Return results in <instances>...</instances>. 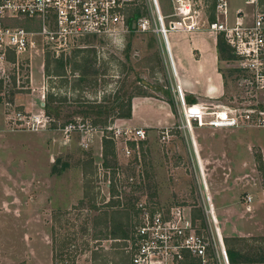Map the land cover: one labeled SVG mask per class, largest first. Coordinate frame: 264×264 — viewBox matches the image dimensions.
I'll return each instance as SVG.
<instances>
[{
	"label": "rangeland",
	"instance_id": "rangeland-1",
	"mask_svg": "<svg viewBox=\"0 0 264 264\" xmlns=\"http://www.w3.org/2000/svg\"><path fill=\"white\" fill-rule=\"evenodd\" d=\"M158 3L162 13L174 10L171 0ZM228 4V22L237 10L244 12L246 21L253 11L264 12V0L256 5L252 0ZM193 7L198 35H209L216 44L222 41L220 52L216 46L225 85L220 104L264 108V91L250 87L222 34L215 35L207 26L215 19L213 0H194ZM146 14L145 0H135L126 9L127 18ZM169 54L159 35L130 31L79 41L62 56L66 76L52 70L54 57L40 48L9 60L0 77V264H121L125 257L130 263L128 239L137 205L186 206L202 227L204 193L210 197L227 252L241 255L235 264H264L263 225L259 230L252 218L247 227L248 216L255 209L264 210L260 147L245 145V154L243 145L232 146L230 165L195 166L179 132L170 141L158 130L136 141L125 131L147 133L145 128L116 123L118 109H109L117 96L122 101L128 96L169 98L164 93L168 89L174 99ZM74 63L82 66L74 69ZM80 77L85 81L79 83ZM49 94L54 96L52 104L59 105L58 114L50 117L44 112ZM91 102L107 106V111L80 112ZM174 106L179 119V106ZM36 116L42 120L34 124ZM97 119L106 123L93 124ZM78 121L94 130H72L67 137L65 125ZM256 131L264 133L262 128ZM105 137L112 145L103 147ZM238 158L246 161L238 165ZM248 195L252 202H246ZM119 221L125 224L127 238L112 235ZM61 252L71 254L60 257ZM207 264L214 262L209 259Z\"/></svg>",
	"mask_w": 264,
	"mask_h": 264
},
{
	"label": "built area",
	"instance_id": "built-area-1",
	"mask_svg": "<svg viewBox=\"0 0 264 264\" xmlns=\"http://www.w3.org/2000/svg\"><path fill=\"white\" fill-rule=\"evenodd\" d=\"M134 1L0 0V77L12 57L17 59V55L36 48L60 58L69 55L79 41L108 39L137 31L159 35L170 53L169 31L198 28L196 16L191 14L196 12L192 9L194 0H171L174 10L170 13H162L158 0H145L147 14L132 21L134 28L129 27L126 9ZM252 1L257 4V0ZM228 3L229 0H213L215 19L208 21L207 26L215 35L222 34L234 54L237 68L247 75L250 87L264 91V12L253 11L251 20L246 21L244 12L237 10L234 19L228 22ZM173 95L180 110L177 128L181 130L190 132L193 122L197 126L264 128V108L230 107L212 101L188 103L178 84L173 87ZM42 117L36 116L33 123ZM72 130L87 133L94 127L81 121L65 125L67 137ZM120 132L124 131L118 129L117 133ZM125 132L136 141L146 138L143 129ZM167 135L165 131L161 138ZM125 151L131 150L125 148ZM204 195L202 227L194 222L186 206L137 205L128 239L130 263L207 264L212 259L214 264H230L210 197ZM250 200L248 195L246 202Z\"/></svg>",
	"mask_w": 264,
	"mask_h": 264
},
{
	"label": "crops",
	"instance_id": "crops-1",
	"mask_svg": "<svg viewBox=\"0 0 264 264\" xmlns=\"http://www.w3.org/2000/svg\"><path fill=\"white\" fill-rule=\"evenodd\" d=\"M198 34L197 30L183 32L171 30L167 33V45L174 67L172 75H170L171 84L180 85L188 103L204 101L220 103L225 85L219 66L216 42L214 38L210 40L209 35L205 37ZM173 103L178 107L175 97ZM177 121L179 124L175 106L174 108L171 107L167 98L160 95L133 97L131 100V116L116 119V123L119 122L123 126L130 125L145 128L148 136L157 130L162 136L163 132L167 131V141L182 135L191 155V162L195 166L204 167L208 162H213L216 165L222 164L223 166L230 165L233 159L232 146H239L240 144L243 147L246 145L247 148L251 145L260 147L264 166V133L260 135L256 131V127L197 126L193 122L192 129L189 132L174 126ZM241 130L244 132H241ZM177 132H179L178 135ZM234 132L239 133V136L234 135ZM243 151L245 154L247 153L246 147ZM238 159L236 160L239 162L238 165L246 161ZM250 197L249 202H252V196ZM260 198L264 202V187L260 191ZM251 219L255 221L254 226L256 228L259 227V230L264 229L263 208L261 210L255 209L252 216H248L247 227H250L248 225L251 224ZM260 224L263 225L262 228ZM241 231H248V229L244 230L242 228ZM249 234V232H246V235Z\"/></svg>",
	"mask_w": 264,
	"mask_h": 264
},
{
	"label": "trees",
	"instance_id": "trees-1",
	"mask_svg": "<svg viewBox=\"0 0 264 264\" xmlns=\"http://www.w3.org/2000/svg\"><path fill=\"white\" fill-rule=\"evenodd\" d=\"M136 19V16L133 15V16H129L127 19H126V22L127 24L129 25V27H131V23L132 21H134ZM210 19H213V16L210 18ZM219 40V38H218ZM221 40L217 41V50L218 52L221 51ZM227 45V44H226ZM228 46V45H227ZM229 47V46H228ZM230 49V48H229ZM77 51V50H76ZM233 56V55H231ZM233 58V57H232ZM64 58L60 57V58H54L53 61H54V67L52 68L53 71H60L57 73V75H60V76H66L65 74V63L63 61ZM85 63L87 62V59H84L83 60ZM50 63L47 62V65H46V68L45 70L46 71H50L51 68ZM74 69H78L79 67H81L82 65L78 64V63H74ZM73 69V70H74ZM83 75V74H82ZM84 76V75H83ZM73 78H79V77H73ZM86 78V77H85ZM85 78H81L78 79L79 80V83H82L83 81H85ZM224 78V76H223ZM94 84L96 85V81H94ZM166 94L169 95V98H167V101L169 102V104L171 105V107H174V103H173V99L172 97L170 96V93H169V90L166 89L165 92ZM133 96H128L127 99L125 101H122V99H120L121 97H116L113 104L111 105V107L109 109H115L117 108L118 109V113L117 114H114L115 117H118V118H129L131 116V99H132ZM54 100V96L53 95H48V98L45 102V105H44V112L46 113V115H48L49 117L51 116V114L53 112L57 113L58 114V108H59V105H53L52 102ZM87 109L83 110V111H80L82 113H85V114H88L90 112H94L96 114H99L101 115V113H103V111H107V106H104V105H101L100 103H95V102H91V103H86L84 105ZM96 111V112H95ZM97 122L99 123H103L105 124L106 123V119H103V120H99L97 119L93 121V124H97ZM106 145H112V140L109 139V138H103V147H105ZM125 224L122 223V222H117L115 223V225H113V229L111 230L112 232V235L116 236H120L121 238H127L128 236V232L127 230L125 229ZM64 254H67L68 256H70L71 253L69 252H61L60 253V257H62ZM100 255V254H99ZM228 256H229V261L231 264H235V263H238V260L237 258H241V255L238 251H234V250H231L229 249L228 250ZM97 257V256H95ZM94 257V258H95ZM127 258L125 257L124 259H122L121 261V264H130L129 261L126 260ZM246 260V259H245ZM264 260V259H263ZM246 262V261H245Z\"/></svg>",
	"mask_w": 264,
	"mask_h": 264
},
{
	"label": "water",
	"instance_id": "water-1",
	"mask_svg": "<svg viewBox=\"0 0 264 264\" xmlns=\"http://www.w3.org/2000/svg\"><path fill=\"white\" fill-rule=\"evenodd\" d=\"M134 26H135V23H134V22H132V23H131V27H132V28H134Z\"/></svg>",
	"mask_w": 264,
	"mask_h": 264
}]
</instances>
